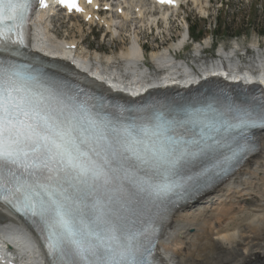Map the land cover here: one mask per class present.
<instances>
[{"label":"snow or ice","instance_id":"obj_1","mask_svg":"<svg viewBox=\"0 0 264 264\" xmlns=\"http://www.w3.org/2000/svg\"><path fill=\"white\" fill-rule=\"evenodd\" d=\"M33 6L0 0V200L33 217L50 264H154L137 227L149 205L238 164L249 130L264 128V103L213 94L154 103L125 123L127 109L25 57Z\"/></svg>","mask_w":264,"mask_h":264},{"label":"bare ground","instance_id":"obj_2","mask_svg":"<svg viewBox=\"0 0 264 264\" xmlns=\"http://www.w3.org/2000/svg\"><path fill=\"white\" fill-rule=\"evenodd\" d=\"M193 1L199 6L202 5L199 0ZM127 2L131 4L132 9L139 6L133 5V0H127ZM136 2L142 4V0ZM96 3L92 1L93 5ZM123 3L127 6L126 0ZM90 10L91 8L86 11V16L89 15ZM142 10L144 11L141 8L136 9L139 18L146 17L142 14ZM51 14L53 10H43L33 22L34 50H40L45 54L51 51L62 54L61 44L70 39L71 41L66 44L78 43L77 54H82L84 58V60L81 58V60H74V65L84 70L88 67L86 62L94 64L96 66L94 73H99L100 79L115 90L128 88L132 91L131 87L139 84L146 87L151 82L157 84L160 81L157 77L151 78L152 80L144 77L140 82L139 77L142 75L138 76L135 61L129 49H121L119 53L123 59V71L108 70L109 63L106 66L96 65L97 59L100 60L99 55L95 54L98 51L95 49L94 54L90 55L89 51L85 50L86 47L73 37L67 38L63 35L59 37L57 29L50 27ZM94 17L98 18V15L91 14L86 20L91 23ZM121 17L114 18L109 15L108 19L100 17L98 20L110 32L120 34L125 31L131 35L132 31L133 37L137 38V31L145 23L141 20L129 21L134 18L133 15L130 16L129 11H124ZM126 21H129L130 25L122 23ZM113 23L115 25L111 29ZM132 24H134L133 28ZM158 24L159 22L155 26L157 29ZM126 26H129L128 30H125ZM64 40L66 41L63 42ZM62 55L68 57L67 54ZM151 55L159 58L160 62H158L161 64L167 62L164 58L158 57L159 54L155 49ZM111 58L110 53L106 54L107 62H110ZM223 58L227 61L228 73L232 80L244 83L257 81L264 89V51L254 54L246 62L243 61L240 68L229 56ZM201 65L200 72L208 75L207 66L202 63ZM171 74L177 75L181 84L189 83L194 79L191 75L181 72L179 68L171 69ZM195 74L198 78L199 75ZM3 212L4 208L0 206V243L5 242L16 248L18 264H45L34 235L28 232L20 222L4 215ZM158 254L164 264H260L264 261V132L261 134L260 149L255 156L210 193L177 212L161 237Z\"/></svg>","mask_w":264,"mask_h":264},{"label":"rangeland","instance_id":"obj_3","mask_svg":"<svg viewBox=\"0 0 264 264\" xmlns=\"http://www.w3.org/2000/svg\"><path fill=\"white\" fill-rule=\"evenodd\" d=\"M219 8V0H211L210 5L204 6L205 10L189 7L186 11H181L180 16H187V24L193 26L194 34L203 37L205 45L211 41H217L216 46L218 47L236 41L238 44L257 42L264 46V0H223V6ZM207 15L208 17L205 18ZM53 24L56 25L55 29L59 36L73 37L79 43L82 41L83 46L93 47L90 52L94 53L95 49L103 50L114 57L119 54V50L125 47L132 36L124 31L116 42L111 43L108 36L103 39L100 35H94L98 33L99 28L94 29L79 18L68 19V21L62 18L60 23L53 22ZM134 24H132V28ZM183 26L181 18L177 17V20L173 19L167 24L160 22L158 29L155 30H149L143 25L137 34L140 41L145 43L149 50H152L159 48L160 45L171 46V40L179 36ZM128 28L129 26H126L125 30ZM237 43L234 44L239 47Z\"/></svg>","mask_w":264,"mask_h":264},{"label":"trees","instance_id":"obj_4","mask_svg":"<svg viewBox=\"0 0 264 264\" xmlns=\"http://www.w3.org/2000/svg\"><path fill=\"white\" fill-rule=\"evenodd\" d=\"M264 32V31H263ZM264 34V33H263Z\"/></svg>","mask_w":264,"mask_h":264}]
</instances>
